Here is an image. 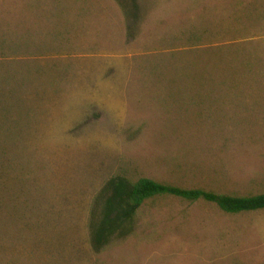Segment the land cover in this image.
Listing matches in <instances>:
<instances>
[{
    "label": "rangeland",
    "instance_id": "obj_1",
    "mask_svg": "<svg viewBox=\"0 0 264 264\" xmlns=\"http://www.w3.org/2000/svg\"><path fill=\"white\" fill-rule=\"evenodd\" d=\"M137 5L0 0V62L27 78L7 106L22 146H0V264H264V210L174 197L93 249L114 176L264 192V0Z\"/></svg>",
    "mask_w": 264,
    "mask_h": 264
},
{
    "label": "trees",
    "instance_id": "obj_2",
    "mask_svg": "<svg viewBox=\"0 0 264 264\" xmlns=\"http://www.w3.org/2000/svg\"><path fill=\"white\" fill-rule=\"evenodd\" d=\"M116 1L126 13H134V16L138 12L137 0ZM128 31L133 37L132 27H129ZM2 44L4 43H0V52L4 49ZM4 65L0 62V146H22L19 143L22 125L16 124L15 121L17 118V121L21 122L19 120L21 116L19 114L17 117L16 107L11 109L7 106L12 105H8V102H16L15 100L20 98L19 91L26 86L27 78L20 79L18 74L21 70L17 67L12 69V64L5 65L6 68ZM25 74L30 75L26 71ZM36 74L37 71L34 76ZM13 94L15 96H12ZM162 197H174L189 203L203 201L231 215L264 210V192L239 196L216 193L202 188L186 189L147 177L133 180L117 175L105 183L94 202L90 222L93 249L99 252L112 241L123 239L131 234L135 218L142 206L149 200ZM98 208H100L99 215L96 214Z\"/></svg>",
    "mask_w": 264,
    "mask_h": 264
}]
</instances>
